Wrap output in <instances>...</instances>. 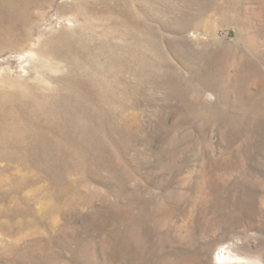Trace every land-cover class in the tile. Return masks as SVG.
Returning <instances> with one entry per match:
<instances>
[{"label":"rangeland","instance_id":"374dc122","mask_svg":"<svg viewBox=\"0 0 264 264\" xmlns=\"http://www.w3.org/2000/svg\"><path fill=\"white\" fill-rule=\"evenodd\" d=\"M0 264H264V0H0Z\"/></svg>","mask_w":264,"mask_h":264},{"label":"bare ground","instance_id":"6f19581e","mask_svg":"<svg viewBox=\"0 0 264 264\" xmlns=\"http://www.w3.org/2000/svg\"><path fill=\"white\" fill-rule=\"evenodd\" d=\"M227 263V262H226Z\"/></svg>","mask_w":264,"mask_h":264}]
</instances>
